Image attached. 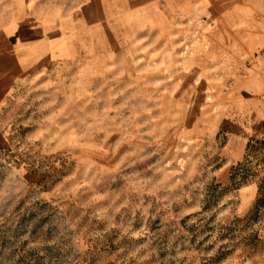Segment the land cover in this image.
Instances as JSON below:
<instances>
[{
	"label": "rangeland",
	"instance_id": "rangeland-1",
	"mask_svg": "<svg viewBox=\"0 0 264 264\" xmlns=\"http://www.w3.org/2000/svg\"><path fill=\"white\" fill-rule=\"evenodd\" d=\"M262 24L264 0H0V264H264V140L230 161L211 58Z\"/></svg>",
	"mask_w": 264,
	"mask_h": 264
},
{
	"label": "crops",
	"instance_id": "crops-1",
	"mask_svg": "<svg viewBox=\"0 0 264 264\" xmlns=\"http://www.w3.org/2000/svg\"><path fill=\"white\" fill-rule=\"evenodd\" d=\"M232 38L229 43L215 47L211 58L212 62H220L222 57L227 58L226 79L228 92L233 99L221 112V119L231 124L235 128L234 132L239 134L232 137L233 141L239 142V146L233 151L230 159V161H238L243 158L248 141L264 140V24L251 30L239 28ZM3 72L0 91L2 96H5L9 88L2 91L1 87L8 85L9 77H15L17 73L9 69ZM242 94L249 96L242 98ZM256 191V186L249 188L247 204L254 201Z\"/></svg>",
	"mask_w": 264,
	"mask_h": 264
}]
</instances>
